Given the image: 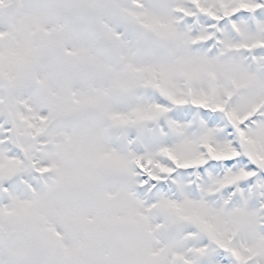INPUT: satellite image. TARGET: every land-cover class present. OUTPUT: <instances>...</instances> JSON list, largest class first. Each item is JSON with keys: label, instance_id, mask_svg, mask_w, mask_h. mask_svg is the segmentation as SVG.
<instances>
[{"label": "snow or ice", "instance_id": "1", "mask_svg": "<svg viewBox=\"0 0 264 264\" xmlns=\"http://www.w3.org/2000/svg\"><path fill=\"white\" fill-rule=\"evenodd\" d=\"M0 264H264V0H0Z\"/></svg>", "mask_w": 264, "mask_h": 264}]
</instances>
